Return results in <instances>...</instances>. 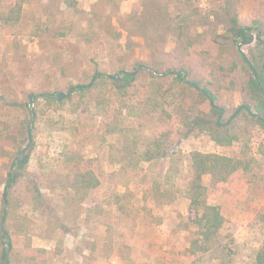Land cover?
<instances>
[{"label": "rangeland", "instance_id": "rangeland-1", "mask_svg": "<svg viewBox=\"0 0 264 264\" xmlns=\"http://www.w3.org/2000/svg\"><path fill=\"white\" fill-rule=\"evenodd\" d=\"M259 27L264 0H0V135L18 132L32 93L37 111L22 155L28 139L0 140V264L5 230L7 264H264V126L246 90L264 71ZM168 68L210 88L224 111L174 74L160 79ZM123 70L139 72L133 85L95 81L60 104L41 96ZM198 115L209 122L193 127ZM216 121L232 143L214 140ZM194 151L250 162L230 185L204 176L228 223L201 249L185 197ZM71 152L96 168L98 189L74 187ZM11 168L20 180L2 220Z\"/></svg>", "mask_w": 264, "mask_h": 264}, {"label": "trees", "instance_id": "trees-1", "mask_svg": "<svg viewBox=\"0 0 264 264\" xmlns=\"http://www.w3.org/2000/svg\"><path fill=\"white\" fill-rule=\"evenodd\" d=\"M234 33L237 36H240L244 39L245 43L250 41V33L248 29L245 27H241L237 25V20H234ZM243 60L247 63L250 69L253 68V64L250 62L248 57L242 52L241 53ZM170 69V68H168ZM162 71L164 74H161L159 78H168L172 74L176 76V78L180 82H185L190 84V86L200 93V95L208 100L211 104L213 110L217 113H221L222 109L220 107H215L214 103L216 101L217 96L213 93V91L205 85H202L199 80H186L183 75L179 71ZM257 71V70H256ZM138 71H128L123 70L122 76H109L107 73L99 72L96 73L91 81L90 85L93 86L96 84L95 81H108L112 80L116 83H122V87L125 88L127 86L133 85V83L137 80ZM161 73V72H160ZM153 77H157L152 74ZM121 85V84H120ZM79 89V88H78ZM87 89L81 88L79 91H85ZM247 92L254 98V110L251 111L253 118L264 126V71H257L255 73H251L249 79L246 83ZM57 92H46L41 94L43 98L50 103H62L65 98L59 99L54 94ZM38 96H36L37 98ZM16 105L18 103L15 102ZM22 106V104H21ZM251 109V107H248ZM36 115V110H31L29 114L17 117L16 127L17 133L10 134H2L0 135V140L4 143H10L12 140L13 143L17 146H21L29 140V134L32 135V131L29 128L32 122V115ZM80 116H76L75 120L79 119ZM193 122V127L195 125H204L208 123V119L204 116H194L193 119L189 120V123ZM216 130H213V138L216 142L224 144V143H232L233 138L228 137L220 132V129L224 127V125L219 124L218 121L215 122ZM56 130H59L56 129ZM7 144L2 146L5 149ZM22 149L19 150V154ZM67 161L74 167V172L71 175V180L73 181L74 187L80 188L84 191V195L87 194L88 191H93L99 188L101 181L99 175L97 174L96 168L91 166L90 164H85V158L80 153L71 152L70 155L67 156ZM19 159V156L16 157L15 162ZM87 162V161H86ZM13 168V167H12ZM9 169L8 176L4 183V189L2 192V204L4 205V201L6 199L7 203H9V197L11 195V190L17 186L19 183V173H17L13 169ZM250 169L249 160L242 159L236 156H228L218 152H201L194 151L191 153V178L188 182V185L185 190V197L189 201L188 211H189V223L188 226L192 225L197 230V233H200L199 238H195L192 241V245H196L198 249L201 247H205L208 242H212L216 234L223 229L228 220L221 212L220 206L216 203L211 202L209 193L207 191V186L203 182V178L206 175H210L217 185H230L233 182V179L239 175L245 174ZM2 215V212H1ZM2 238L9 235L7 230L2 232ZM10 248L13 250L15 248L14 244V236L10 234ZM195 246V247H196ZM4 251V250H3ZM1 259L4 260L3 255ZM260 264V263H258ZM262 264V263H261Z\"/></svg>", "mask_w": 264, "mask_h": 264}, {"label": "water", "instance_id": "water-1", "mask_svg": "<svg viewBox=\"0 0 264 264\" xmlns=\"http://www.w3.org/2000/svg\"><path fill=\"white\" fill-rule=\"evenodd\" d=\"M259 29H260V31H261V34H263V33H264V30H263L262 28H260V27H259ZM173 70L178 71V69H176V68H170V69H168V71H173ZM152 71H153L154 73H157L155 70H152ZM160 74H164V72H161ZM88 85H90V83H89V84H78V85H76V86H72L71 88H69V90H68L67 92L60 91V92L55 93L54 95H55L57 98L62 99V98H64V97L68 96V95H69V94H70L75 88H79V89H81V88H84V87H86V86H88ZM34 95H35L34 93H32V94L30 95V105H31V110H32V111H33V102H34L33 98H34ZM43 95H44V94H43ZM240 108H241V106H240L238 109H240ZM247 109H248L249 111H251L250 108L247 107ZM223 111H224V109L222 108V112H223ZM33 120H34V113H33V115H32V122H31L29 128L32 127ZM29 138H30V139H29L28 144L22 149L20 155H22V154L25 152V150L30 146V144H31V142H32V140H31V134H29ZM6 205H7V201H6V199H5V201H4V207H3V211H2V220H3V218H4L5 214H6ZM0 225H2V221L0 222ZM5 240H6V246H5L4 251H3V258H4V260H3V262H2L1 264H7V263H8L7 253H8V251H9V249H10V239H9L8 236H6V237H5Z\"/></svg>", "mask_w": 264, "mask_h": 264}]
</instances>
